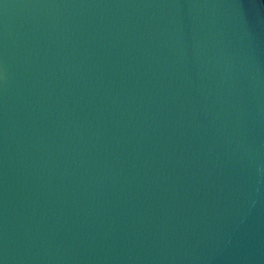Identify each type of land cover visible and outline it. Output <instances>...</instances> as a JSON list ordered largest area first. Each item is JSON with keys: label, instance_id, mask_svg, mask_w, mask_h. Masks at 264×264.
Returning <instances> with one entry per match:
<instances>
[{"label": "water", "instance_id": "1", "mask_svg": "<svg viewBox=\"0 0 264 264\" xmlns=\"http://www.w3.org/2000/svg\"><path fill=\"white\" fill-rule=\"evenodd\" d=\"M0 264H264V0H0Z\"/></svg>", "mask_w": 264, "mask_h": 264}]
</instances>
